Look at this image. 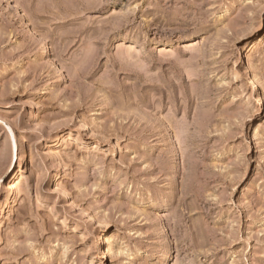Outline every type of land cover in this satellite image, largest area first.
<instances>
[{
	"label": "rangeland",
	"instance_id": "1",
	"mask_svg": "<svg viewBox=\"0 0 264 264\" xmlns=\"http://www.w3.org/2000/svg\"><path fill=\"white\" fill-rule=\"evenodd\" d=\"M0 264H264V0H0Z\"/></svg>",
	"mask_w": 264,
	"mask_h": 264
},
{
	"label": "bare ground",
	"instance_id": "2",
	"mask_svg": "<svg viewBox=\"0 0 264 264\" xmlns=\"http://www.w3.org/2000/svg\"><path fill=\"white\" fill-rule=\"evenodd\" d=\"M14 148V147H13ZM15 152V149L13 150V153ZM167 250L165 249V251L163 252V254H162V256H163V259L165 260L166 259V257H167ZM161 256V257H162Z\"/></svg>",
	"mask_w": 264,
	"mask_h": 264
}]
</instances>
